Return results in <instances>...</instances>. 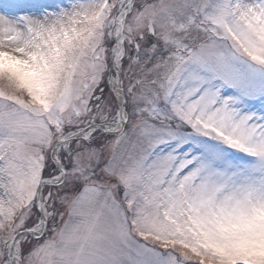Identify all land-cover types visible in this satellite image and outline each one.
<instances>
[{"label":"snow or ice","instance_id":"snow-or-ice-1","mask_svg":"<svg viewBox=\"0 0 264 264\" xmlns=\"http://www.w3.org/2000/svg\"><path fill=\"white\" fill-rule=\"evenodd\" d=\"M0 264H264V0H0Z\"/></svg>","mask_w":264,"mask_h":264}]
</instances>
